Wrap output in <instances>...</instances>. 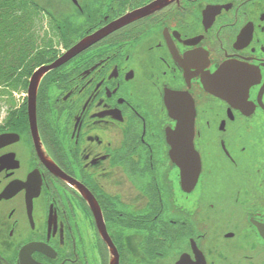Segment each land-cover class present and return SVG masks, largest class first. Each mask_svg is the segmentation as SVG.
<instances>
[{
	"label": "flooded vegetation",
	"instance_id": "obj_1",
	"mask_svg": "<svg viewBox=\"0 0 264 264\" xmlns=\"http://www.w3.org/2000/svg\"><path fill=\"white\" fill-rule=\"evenodd\" d=\"M0 2L52 38L27 86L158 4L45 74L34 125L27 87L0 111V264H264V0ZM230 63L248 82L227 74L218 95Z\"/></svg>",
	"mask_w": 264,
	"mask_h": 264
},
{
	"label": "trees",
	"instance_id": "obj_2",
	"mask_svg": "<svg viewBox=\"0 0 264 264\" xmlns=\"http://www.w3.org/2000/svg\"><path fill=\"white\" fill-rule=\"evenodd\" d=\"M18 7L20 8V5L0 2V92L3 94L20 90L25 92L27 80L11 82L10 78L16 75V72L26 71L28 67L32 70L40 64V61L31 58L32 52L39 42H52L51 37L34 34V19L29 17L28 7L25 8V18L18 17Z\"/></svg>",
	"mask_w": 264,
	"mask_h": 264
},
{
	"label": "water",
	"instance_id": "obj_3",
	"mask_svg": "<svg viewBox=\"0 0 264 264\" xmlns=\"http://www.w3.org/2000/svg\"><path fill=\"white\" fill-rule=\"evenodd\" d=\"M157 6H158V4H156V3L150 4L145 8L127 13L126 15L122 16L121 18L110 22L109 24H107L106 26L96 30L92 34L81 38L70 49H68L63 55H61L59 58L54 60L52 63L45 65V66H41L35 72H33V74L31 75V78L28 82V86H27V111H29L30 125L32 126V123H33V125L35 124L34 111H35L36 91H37V87H38V84H39L41 78L45 74H47L48 72H50L54 69H57L58 67L65 64L67 61H69L71 58H73L74 56H76L80 52L86 50L87 48H89L93 44L99 42L103 38L107 37L111 33L118 30L119 28H121L127 24L132 23L135 20H137L143 16H146V15L154 12L157 9ZM227 74H228V78L229 77L232 78V81H234L236 84L238 83V84L242 85L245 82H248L247 81L248 79H245L246 75L244 73V69H242L241 66H238V65H235L232 63L225 64L222 67H220L217 70V72L214 74L213 89H214V92L218 95H222V96L225 95V93L222 90H220V88H219L220 84L219 83H221L225 78H227ZM190 170H191V165L189 166V170L186 174L187 177L184 180L187 183L191 181L192 182L191 186H193V182L195 179H194V176H192L190 174ZM188 177H190V178H188ZM195 177H196V175H195ZM257 230H258L260 236L264 238V226L263 225L257 226ZM195 255H196V261H197L196 264H204L201 254H199V255L195 254ZM200 257H201L202 261L200 260ZM176 264H188V263L186 262L185 259L181 258Z\"/></svg>",
	"mask_w": 264,
	"mask_h": 264
},
{
	"label": "rangeland",
	"instance_id": "obj_4",
	"mask_svg": "<svg viewBox=\"0 0 264 264\" xmlns=\"http://www.w3.org/2000/svg\"><path fill=\"white\" fill-rule=\"evenodd\" d=\"M52 39V38H51ZM54 43L55 45H57L56 40L54 39ZM16 75H14L13 77L10 78L9 81L13 82V81H24V72L23 70L21 72H16ZM23 74V76L21 75ZM24 91H13L12 93H6L3 94L2 92H0V111H7L11 109L19 106L22 103V99L24 96H22V93ZM259 264H263L262 258L259 257Z\"/></svg>",
	"mask_w": 264,
	"mask_h": 264
},
{
	"label": "bare ground",
	"instance_id": "obj_5",
	"mask_svg": "<svg viewBox=\"0 0 264 264\" xmlns=\"http://www.w3.org/2000/svg\"><path fill=\"white\" fill-rule=\"evenodd\" d=\"M92 34V33H91Z\"/></svg>",
	"mask_w": 264,
	"mask_h": 264
}]
</instances>
